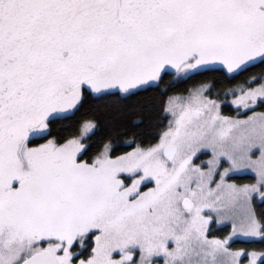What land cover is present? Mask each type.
<instances>
[{"label": "snow or ice", "instance_id": "obj_1", "mask_svg": "<svg viewBox=\"0 0 264 264\" xmlns=\"http://www.w3.org/2000/svg\"><path fill=\"white\" fill-rule=\"evenodd\" d=\"M0 264H264V0H0Z\"/></svg>", "mask_w": 264, "mask_h": 264}, {"label": "trees", "instance_id": "obj_2", "mask_svg": "<svg viewBox=\"0 0 264 264\" xmlns=\"http://www.w3.org/2000/svg\"><path fill=\"white\" fill-rule=\"evenodd\" d=\"M185 87H187V86H185ZM143 102L144 103H151L152 101L150 99H145Z\"/></svg>", "mask_w": 264, "mask_h": 264}]
</instances>
